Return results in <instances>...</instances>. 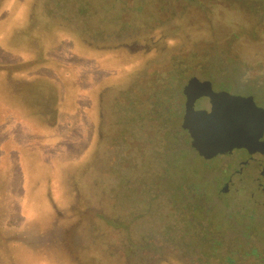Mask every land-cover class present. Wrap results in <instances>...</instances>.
<instances>
[{"label":"rangeland","instance_id":"obj_1","mask_svg":"<svg viewBox=\"0 0 264 264\" xmlns=\"http://www.w3.org/2000/svg\"><path fill=\"white\" fill-rule=\"evenodd\" d=\"M192 77L264 108V0H0V264L264 256L262 168L191 147Z\"/></svg>","mask_w":264,"mask_h":264},{"label":"water","instance_id":"obj_2","mask_svg":"<svg viewBox=\"0 0 264 264\" xmlns=\"http://www.w3.org/2000/svg\"><path fill=\"white\" fill-rule=\"evenodd\" d=\"M186 97L182 128L191 139V147L206 160L245 148L254 153L264 137V108L253 97L217 92L211 81L192 77L184 86ZM209 99V108H196L201 99Z\"/></svg>","mask_w":264,"mask_h":264},{"label":"flooded vegetation","instance_id":"obj_3","mask_svg":"<svg viewBox=\"0 0 264 264\" xmlns=\"http://www.w3.org/2000/svg\"><path fill=\"white\" fill-rule=\"evenodd\" d=\"M208 81H210V80H208ZM211 83H212V86H213V89H214V84H213L212 81H211ZM215 91L220 92V91H223V89L222 90H215ZM250 96L253 97L255 102H256V98L255 97H257V94H255L253 92H249V93L246 94V96H243V97H250ZM185 99H186V97H185ZM201 101H204L206 104L209 103V99H207V98L206 99H201L198 102H201ZM185 103H186V101H185ZM256 104L258 105V103H256ZM185 108L186 107H185V104H184V114H185ZM183 117H184V115H183ZM182 121H183V118H182ZM233 155H235V156L238 155L240 157L239 163L242 166L241 171H239L240 173H242L244 171V168H246V167H248V168L250 167V171L251 170L254 171L253 169H255V168L251 167V164L252 163H256V166H255L256 168H262L261 171H260V176H261L260 178L264 177V167H263L264 166V137L259 140V146H258V148L256 149V151L254 153H251L247 149L242 148V149H234L231 153L220 155L219 157H222V156H233ZM260 178H257V181H259ZM260 186H261V188L263 187L262 183H260ZM262 191L264 192V188H262Z\"/></svg>","mask_w":264,"mask_h":264},{"label":"trees","instance_id":"obj_4","mask_svg":"<svg viewBox=\"0 0 264 264\" xmlns=\"http://www.w3.org/2000/svg\"><path fill=\"white\" fill-rule=\"evenodd\" d=\"M147 205H151V203L147 204ZM249 228L251 229L252 227H249ZM204 231H206V232L208 231L207 227L204 229ZM132 240H134V239H132ZM263 241H264V239L263 240L260 239V242H262V244H263ZM128 242L134 244L135 248H140L138 245H136V243L134 241L129 240ZM198 243L200 244V246L207 244V246H208L207 253L211 256H214V255L220 256L222 259V261H221L222 263H224V264H236L237 258H235L233 256L234 253L230 254L231 252L228 251V249H226V250L229 252V254H226L225 256L221 255V253L220 254L217 253L219 251V247L221 246L220 244H222V242H218V241L213 240V239L207 240V238H204L203 240L198 241ZM230 245H231V243H227V247H230ZM262 250H261V248H259L257 246H253L249 253H247V252L245 253V257H248V256H251L252 258L254 257V260H255V262L253 261L254 264H264V256L262 255ZM136 255H134V254L125 255V261L127 260V258H132V256L138 258V256H136ZM137 258L135 260H138ZM132 259L134 260V258H132Z\"/></svg>","mask_w":264,"mask_h":264}]
</instances>
